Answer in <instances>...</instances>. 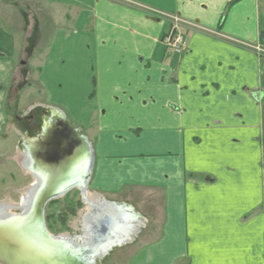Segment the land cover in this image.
<instances>
[{"label": "crops", "instance_id": "0c3cea01", "mask_svg": "<svg viewBox=\"0 0 264 264\" xmlns=\"http://www.w3.org/2000/svg\"><path fill=\"white\" fill-rule=\"evenodd\" d=\"M19 1L49 38L36 105L91 143L95 193L145 195L156 216L133 263L264 264V0ZM2 17L0 133L30 37ZM174 26L182 56L163 41Z\"/></svg>", "mask_w": 264, "mask_h": 264}, {"label": "water", "instance_id": "95a60500", "mask_svg": "<svg viewBox=\"0 0 264 264\" xmlns=\"http://www.w3.org/2000/svg\"><path fill=\"white\" fill-rule=\"evenodd\" d=\"M59 123L64 131L54 138L55 148L40 154L41 165L33 168L37 169V183L30 189L33 196L26 201L29 209L18 215L7 211L0 214V264H96L112 250L132 242L139 231L141 218L131 207L110 202L99 206L89 201L92 145L66 120ZM53 125L44 135L57 132ZM46 171L49 176H43ZM73 190L79 191L83 204L92 211L88 236L81 246L76 245L77 238L52 235L44 218L47 204L65 198Z\"/></svg>", "mask_w": 264, "mask_h": 264}, {"label": "rangeland", "instance_id": "374dc122", "mask_svg": "<svg viewBox=\"0 0 264 264\" xmlns=\"http://www.w3.org/2000/svg\"><path fill=\"white\" fill-rule=\"evenodd\" d=\"M0 11L7 27H17V23L19 22L20 26L17 28V31H21L20 28H22L23 25L22 31L24 34L21 36H26L28 35L27 33L30 34L28 39L22 38L20 46L21 50L23 49V51H21V55H23V62H21V64L23 63V66H19V71H21L19 76H21V80L23 81H21L20 93L15 94L9 99L10 101L8 102L6 109V125L0 133V202L11 199L14 203H20L22 199V191L32 184L31 179L25 175L18 163L15 164L14 162L6 160L8 158L16 157L18 143L21 142L23 133L26 131L24 130L25 125L23 124V119L28 115L29 108L36 105L37 101L41 99L37 92V87L32 91L28 84H32L34 81L33 78H35V76L37 78L38 76L41 66L37 63L42 60L48 47L49 38L41 37V39H39L41 35L38 36L40 31L38 16H33L35 15V9L26 2L24 3L19 0H0ZM182 24L184 25V23ZM33 43L34 47L31 45ZM37 46L40 47L38 48L40 53H38L39 51L37 53L34 52V48ZM168 51L176 56L183 55L182 51L174 53L170 48H168ZM31 62H35L37 65L29 66ZM24 78H26V80H24ZM33 83H36V81ZM28 116L30 117L31 114L29 113ZM34 129L35 128L29 133L30 137H34V133L39 130L38 128ZM38 134L39 133L35 135ZM24 140L26 139L24 138ZM89 191L94 193L91 187H89ZM142 198L146 199L145 195L137 197V200L127 199V195L122 196L118 201H114L111 198H106V200L133 207L143 219L148 221L141 228V234H145L155 226L154 222L156 221V216L151 215L149 211L146 210L144 203L147 202V199L144 201ZM80 204L82 205L81 197L76 191L71 192L64 199L49 204L45 210V219L49 232L54 236L63 234H70L69 236L72 237L75 235L80 236L79 228L81 220L79 215L81 214L80 211H82ZM73 211L76 212L75 215L72 213ZM14 212L18 213L20 210ZM153 212L155 213L156 210H153ZM157 218L158 221H160V215ZM66 224L67 228L65 227ZM138 244L139 238H137L133 244L114 249L109 255L98 260L97 264H134L128 256V252H133Z\"/></svg>", "mask_w": 264, "mask_h": 264}, {"label": "flooded vegetation", "instance_id": "af4514ba", "mask_svg": "<svg viewBox=\"0 0 264 264\" xmlns=\"http://www.w3.org/2000/svg\"><path fill=\"white\" fill-rule=\"evenodd\" d=\"M24 80H26V78H24ZM29 113L31 114L30 117L28 116ZM28 115L25 116V118L23 119V124L25 125L24 130H26V131H24V133H23V136L21 138V142L18 143L19 147L17 146L16 156H17L18 152L20 151L23 153V155H27L28 160L25 163L29 164V162H31L32 165L34 163H38V165L40 166L41 162H42V159H41L42 157L40 156V154L46 155V153H47L46 151H48V149L53 150L55 148V144H56V143H53L54 138H56V135L61 134V132L64 131V128L59 123L61 120L64 121V119H63L64 117L62 115V112H59V111L54 112V108H50V107L46 108V107H42V106H39V107L32 109L31 111L28 112ZM53 123H55V124L53 125ZM51 125L54 126L53 129H55V131H57V132H55L54 135H50V136L44 135V133L46 132L47 129L50 130L49 128H51L50 127ZM33 128H35V129L38 128L40 131L39 130L36 131L34 133V137H30L29 133L31 131H33ZM74 130L77 131V134L80 135L79 130H77V129H74ZM37 133H39V134L35 135ZM24 138L26 140H24ZM39 138H40V140H38ZM13 158H10V159L8 158L6 161L14 162L15 164H17L16 161L12 160ZM18 165H19V163H18ZM19 167H21V166L19 165ZM30 167H31V165L29 164V168ZM22 168L23 167H21V169ZM29 175H30L29 178L31 179V183H32L34 181L33 177L31 175V173ZM2 205H8V203H3ZM5 210H8V209H5Z\"/></svg>", "mask_w": 264, "mask_h": 264}, {"label": "bare ground", "instance_id": "6f19581e", "mask_svg": "<svg viewBox=\"0 0 264 264\" xmlns=\"http://www.w3.org/2000/svg\"><path fill=\"white\" fill-rule=\"evenodd\" d=\"M17 156L14 157L12 160L16 161L17 163H19V165L21 167H23L22 170H23V172L25 173L26 176L29 177L30 173H31V175L33 174L34 176L32 175V177H33L34 181L32 182V184L27 186L22 191V194H21L22 195V199H21L20 203H14L11 199H8L7 201H4V203H8V205H2L3 202H0V205H1L0 206V214L3 211H7L8 214H14V215H18L20 212H26V210L29 209L28 205H26L27 198H29L30 195H31V197L33 196L32 193L30 192L31 191L30 189L32 188L34 183H37V179H36L37 176H35V174L37 173V169H33V167H37L38 168V163H34L32 165V163L29 162V164L31 165V167L29 168V164L25 163L28 160L27 155H23V153L19 151ZM45 175L49 176V173L46 171L43 174V176H45ZM87 196H88V199H89L90 202L98 204L99 206H101L103 202H108L106 199H102L101 196H99L96 193H92L89 190L87 191ZM29 202H30V200H29ZM5 209H8V210H5ZM17 210H20V212H18V213L14 212V211H17ZM91 212H92L91 208L86 207L85 213L81 214V221H80V223H81L80 228L81 229L79 227L78 228H79L80 231H82V233H81L80 236H76L77 240H76L75 243H76L77 246H81L82 244H85V238H86V236H88V232H89L88 231V227H87L88 226L87 223L90 221V218H88V216H90ZM93 213H95V212H93ZM100 225L101 224H99V226ZM95 226H98V225L96 224ZM64 237L74 238V237L69 236V235H66Z\"/></svg>", "mask_w": 264, "mask_h": 264}, {"label": "built area", "instance_id": "2783aa9c", "mask_svg": "<svg viewBox=\"0 0 264 264\" xmlns=\"http://www.w3.org/2000/svg\"><path fill=\"white\" fill-rule=\"evenodd\" d=\"M165 44L168 48H170L174 53L183 52L187 47V39L181 34L179 28L175 26L168 36L165 38ZM257 50L260 53L264 54V48L257 47Z\"/></svg>", "mask_w": 264, "mask_h": 264}, {"label": "trees", "instance_id": "16d2710c", "mask_svg": "<svg viewBox=\"0 0 264 264\" xmlns=\"http://www.w3.org/2000/svg\"><path fill=\"white\" fill-rule=\"evenodd\" d=\"M238 1V0H237ZM28 21V20H27ZM81 205V204H80ZM81 208H82V205H81ZM74 215L76 214V212L75 211H73L72 212ZM66 228H67V224H66V226H65Z\"/></svg>", "mask_w": 264, "mask_h": 264}]
</instances>
